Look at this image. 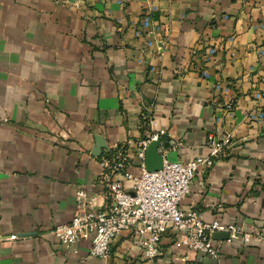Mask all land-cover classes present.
<instances>
[{
    "label": "crops",
    "instance_id": "obj_1",
    "mask_svg": "<svg viewBox=\"0 0 264 264\" xmlns=\"http://www.w3.org/2000/svg\"><path fill=\"white\" fill-rule=\"evenodd\" d=\"M144 17L150 27L137 37ZM210 47L218 52L204 64ZM261 49L264 0H0V233L19 237L0 242V264H215L173 230L154 262L142 259L129 232L116 237L107 260L90 256L88 243L66 248L52 233L73 218L78 189L104 202L101 158L148 134L150 107L168 133V160L207 156L221 99L215 83L235 100L234 119L222 124L232 146L199 169L181 208L263 231L264 125L254 120ZM98 136L107 145L99 157ZM216 245L219 264H264V241Z\"/></svg>",
    "mask_w": 264,
    "mask_h": 264
},
{
    "label": "built area",
    "instance_id": "obj_2",
    "mask_svg": "<svg viewBox=\"0 0 264 264\" xmlns=\"http://www.w3.org/2000/svg\"><path fill=\"white\" fill-rule=\"evenodd\" d=\"M116 1L125 6L130 0ZM224 19L229 17L225 16ZM150 23L151 19L144 17L143 27L135 35L143 36L144 28L150 27ZM160 30L158 28L156 32ZM217 52V47L208 48L202 57L204 64H210ZM259 53L264 57V49ZM201 76L209 79L210 74L202 70ZM262 83L264 86V79ZM214 91L221 94V99L216 102L214 129L207 137V156H197L188 162L168 160L164 148L168 142V133L165 129L157 128L150 107L144 116L148 134L129 146L109 149L101 158L104 171L102 183L106 188L104 202L100 203L86 190L78 189L73 218L68 223L57 225L52 231L58 242L72 250L81 243H88L90 256L107 260L112 254L116 237L129 232L141 248L142 259L154 262L160 253L163 237L169 230H173L180 244L187 250L209 257L215 264H219L221 252L216 245V234H228V240L233 243L249 244L254 239L264 241V230L253 234L234 223L205 221L194 208L188 211L181 208V202L190 194L199 169L212 168L217 161L228 155L232 146V136L224 130L222 124L226 118L234 119L235 100L228 96L221 83L214 84ZM254 99L257 111L254 120L264 125V90L256 91ZM158 140L162 142L159 150L164 158L163 166L161 170L149 172L146 168L147 151ZM130 148L134 149L138 161L137 174L129 170L132 165ZM128 181L132 182L131 189L126 187ZM18 238V235L5 237L0 233V242L15 241Z\"/></svg>",
    "mask_w": 264,
    "mask_h": 264
},
{
    "label": "water",
    "instance_id": "obj_3",
    "mask_svg": "<svg viewBox=\"0 0 264 264\" xmlns=\"http://www.w3.org/2000/svg\"><path fill=\"white\" fill-rule=\"evenodd\" d=\"M162 142L158 140L152 143L147 151L146 168L149 172H155L162 169L164 158L159 150ZM107 149V145L102 137H96V147L93 150V155L99 157L103 150ZM229 235L226 233H219L215 235V239L225 238L228 239Z\"/></svg>",
    "mask_w": 264,
    "mask_h": 264
}]
</instances>
